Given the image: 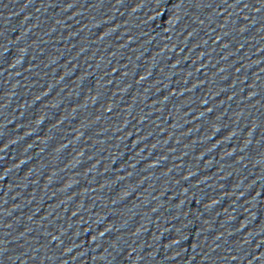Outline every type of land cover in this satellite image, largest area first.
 Returning <instances> with one entry per match:
<instances>
[{
    "label": "water",
    "instance_id": "obj_1",
    "mask_svg": "<svg viewBox=\"0 0 264 264\" xmlns=\"http://www.w3.org/2000/svg\"><path fill=\"white\" fill-rule=\"evenodd\" d=\"M126 0H0V206Z\"/></svg>",
    "mask_w": 264,
    "mask_h": 264
}]
</instances>
